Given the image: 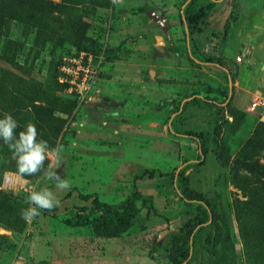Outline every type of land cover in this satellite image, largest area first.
<instances>
[{"label": "rangeland", "instance_id": "374dc122", "mask_svg": "<svg viewBox=\"0 0 264 264\" xmlns=\"http://www.w3.org/2000/svg\"><path fill=\"white\" fill-rule=\"evenodd\" d=\"M50 1L68 8L50 17L0 10V118L14 113L23 128L37 127L46 109L56 137L39 139L63 151L45 169L51 164L71 187L59 190L43 174L29 182L0 167L12 173L0 176V264H171V239L196 214L173 191L170 175L181 167V186L206 198L215 214L186 264H264V189L232 168L264 169V107L251 109L264 100V81L246 58L235 62L245 51L235 37L236 6L216 19L230 0H216L210 11L203 0ZM188 38L206 53L194 42L190 53ZM194 97L220 110L184 105ZM188 132L206 144L202 165L185 166L199 157ZM8 156L16 167L0 151ZM42 189L59 206L25 222L30 193ZM133 193L146 208L117 238L64 224L82 207L89 212L91 196L118 204Z\"/></svg>", "mask_w": 264, "mask_h": 264}, {"label": "trees", "instance_id": "16d2710c", "mask_svg": "<svg viewBox=\"0 0 264 264\" xmlns=\"http://www.w3.org/2000/svg\"><path fill=\"white\" fill-rule=\"evenodd\" d=\"M195 0H190V3ZM216 0H203L204 7L210 11L213 9ZM12 9L14 13L30 11L32 13H38L44 16H52L53 12L56 9L67 10V5H55L50 0H0V10L3 9ZM55 9V10H54ZM12 12V11H11ZM185 34V33H184ZM188 36V34H185ZM190 53L192 52V41L188 38ZM194 56V55H193ZM231 83L234 82L233 77H229ZM227 98H225V101ZM224 101V102H225ZM196 103H208L213 108L220 110V105L200 97H194L190 101H187L185 104H196ZM74 105V104H72ZM44 113L48 114L46 109ZM44 114L36 117L37 130L39 133L38 139L41 133H47L51 137H56L55 133L52 132V129L48 123ZM14 119L17 118V114L13 113ZM3 118V117H2ZM17 120V119H16ZM21 121V120H20ZM62 121V120H61ZM21 125L17 128V133L24 130ZM187 137L195 140L198 145L199 157L196 161L185 162V166L194 167L202 165L205 162V153H206V144L201 136H197L192 133H186ZM252 140L248 141L244 149L249 147L252 144ZM0 151L3 152V155H13L12 151L9 150L8 146L0 140ZM11 156H8L6 159L4 157L0 158V167L4 168L5 171L17 173V165L13 167V161L10 159ZM10 161L7 162V161ZM48 161H45L44 168L47 166ZM226 167V166H223ZM233 169H245L249 173L253 174L257 181L262 185L264 189V169L257 166H248L235 164ZM185 169L181 167L176 170L175 174L170 175L172 180L173 191L178 197H180L187 204H194L196 206V214L192 219H188L183 226L180 228L179 233L174 235L171 239V264H186L192 258V249L196 245V237L202 232L205 231L209 226L214 223L215 214L212 204L203 196H200L184 187L181 186V181L184 176ZM42 174V173H41ZM37 174L34 176H22L26 180H33L35 177L41 175ZM151 176V175H150ZM82 201L87 202L90 198H93L91 202L92 206L89 212L85 213V207H82L81 213L76 214L75 219H67L64 221L69 227H81V226H91L94 235L97 238L110 239L117 238L124 232H126L136 220L140 214L141 209L146 208L145 201L142 196L137 193L130 195L125 201L118 204H107L99 202L96 196H91L86 198L84 196L79 197ZM140 202V206L137 203ZM22 204H26L25 202ZM7 209V208H5ZM40 212H46V210H38ZM11 213V210L8 211ZM20 215V213H18Z\"/></svg>", "mask_w": 264, "mask_h": 264}, {"label": "clouds", "instance_id": "9594fccd", "mask_svg": "<svg viewBox=\"0 0 264 264\" xmlns=\"http://www.w3.org/2000/svg\"><path fill=\"white\" fill-rule=\"evenodd\" d=\"M19 124L11 114L5 113L0 118V140L12 151L16 160L17 174L19 176H34L43 174L48 180L57 181L56 187L59 190H69L71 185L66 179H61L57 172L52 171V165L44 168L45 161L49 158H59L63 146L50 148L47 141L38 139L39 133L33 123L27 124L24 130L17 133ZM30 207L22 209L21 218L25 222H31L39 215L38 210L51 211L59 206V200L54 193L48 189L32 191L28 197Z\"/></svg>", "mask_w": 264, "mask_h": 264}, {"label": "crops", "instance_id": "0c3cea01", "mask_svg": "<svg viewBox=\"0 0 264 264\" xmlns=\"http://www.w3.org/2000/svg\"><path fill=\"white\" fill-rule=\"evenodd\" d=\"M233 5L237 8V17L234 26L239 31L238 35L235 36L239 41L237 43L238 49H245L244 53L240 56L246 58L248 63L255 66L258 76L262 77V81H264V0H230V3L226 5L223 13H219L216 19L226 18L233 9ZM210 30L211 29H207L205 38H207L208 35L211 36V34H209ZM202 31L197 34L200 35ZM243 37L246 39H243ZM192 42H194V39ZM194 44L198 48L196 42H194ZM198 50L202 53H206L199 48ZM240 75L242 76L244 74L241 72ZM258 85L259 88L262 87L260 83H258ZM10 174L12 173L0 174V176L9 179V177L12 176ZM27 181L30 182L31 180Z\"/></svg>", "mask_w": 264, "mask_h": 264}, {"label": "built area", "instance_id": "2783aa9c", "mask_svg": "<svg viewBox=\"0 0 264 264\" xmlns=\"http://www.w3.org/2000/svg\"><path fill=\"white\" fill-rule=\"evenodd\" d=\"M243 57L242 56H237L235 58V62L237 64L242 62ZM257 106L264 107V100L263 99H255L254 102L252 103L251 109H255Z\"/></svg>", "mask_w": 264, "mask_h": 264}, {"label": "water", "instance_id": "95a60500", "mask_svg": "<svg viewBox=\"0 0 264 264\" xmlns=\"http://www.w3.org/2000/svg\"><path fill=\"white\" fill-rule=\"evenodd\" d=\"M156 21L158 22V23H160L161 25H163V23H162V20L161 19H156ZM185 32H186V34H187V30H185Z\"/></svg>", "mask_w": 264, "mask_h": 264}]
</instances>
